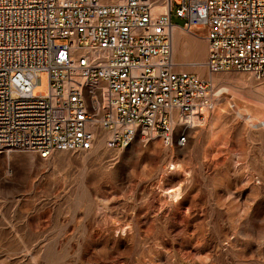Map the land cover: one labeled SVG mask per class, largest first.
Returning <instances> with one entry per match:
<instances>
[{
    "label": "rangeland",
    "instance_id": "374dc122",
    "mask_svg": "<svg viewBox=\"0 0 264 264\" xmlns=\"http://www.w3.org/2000/svg\"><path fill=\"white\" fill-rule=\"evenodd\" d=\"M191 29L203 62L206 28ZM174 57L214 89H234L241 106L264 105V82L249 73L213 79L188 68L193 52ZM47 88L42 72L34 92ZM216 101L181 148L136 137L115 150L107 132L88 151L0 152V264H264V132L237 116L235 101ZM168 187L181 197L168 198Z\"/></svg>",
    "mask_w": 264,
    "mask_h": 264
},
{
    "label": "built area",
    "instance_id": "2783aa9c",
    "mask_svg": "<svg viewBox=\"0 0 264 264\" xmlns=\"http://www.w3.org/2000/svg\"><path fill=\"white\" fill-rule=\"evenodd\" d=\"M157 1L0 0V152L88 151L110 131L115 150L136 137L186 146L215 89L179 68L174 27L206 28L211 73L264 82V0H167L155 15Z\"/></svg>",
    "mask_w": 264,
    "mask_h": 264
},
{
    "label": "bare ground",
    "instance_id": "6f19581e",
    "mask_svg": "<svg viewBox=\"0 0 264 264\" xmlns=\"http://www.w3.org/2000/svg\"><path fill=\"white\" fill-rule=\"evenodd\" d=\"M158 3H164L163 6H164V9L163 11H160L159 9H155V6H158L156 4ZM153 12L155 13V15H161V14H166L168 12V3H167V0H158L154 6H153ZM176 27H174L175 29ZM179 28V27H178ZM182 29V28H180ZM183 31L185 32H189V30H186V29H182ZM186 42H182L181 40V37L178 41V43L176 44L174 42V30H173V52L177 51L181 45L185 44ZM206 60V59H205ZM192 62L190 63L191 65L195 66H199L198 64H200V66H203L205 67V69L207 70L208 72V76L210 78H213L214 79V76H213V73H211L207 67L204 65V62ZM178 62V61H177ZM182 64V63H180ZM185 64H188V63H185ZM234 90V89H233ZM232 88H227V87H219V88H216L214 90V98H213V101H212V105L209 107V108H212V106L214 105L215 102H217V98H219L220 96H222V98L225 100V102L231 104L233 101L234 104H236L237 106V116L239 117H242V118H245V119H250V118H256L257 119V122H256V125L259 128H261L262 132H264V105H259V104H252V105H246V106H241L240 105V102H238L239 100H237V98L235 97V94L233 92ZM224 93V94H223ZM228 95L231 96V98H228ZM237 102V103H236ZM264 104V103H263ZM204 112L207 113L208 112V109H204ZM113 136L112 132L110 131V138ZM109 138V139H110ZM108 139V140H109ZM153 139H158L157 137H153L151 140ZM177 164H173V163H170L168 165V168L170 170H174V169H177ZM164 193L167 195L168 198L172 199V200H177L181 197V191L178 187H168L164 190Z\"/></svg>",
    "mask_w": 264,
    "mask_h": 264
},
{
    "label": "crops",
    "instance_id": "0c3cea01",
    "mask_svg": "<svg viewBox=\"0 0 264 264\" xmlns=\"http://www.w3.org/2000/svg\"><path fill=\"white\" fill-rule=\"evenodd\" d=\"M194 33L195 32H193V31H189V32H186V35H184V34H182L180 28L176 27L174 29V42L177 44L176 39L183 37L185 42L188 44V47H187L188 50L186 52L183 53V52L175 51L174 54L176 55V57H178V54H182V56L188 57V54L193 52L194 58H196L194 62H197V61L202 62V59L205 56V50L203 48V44L201 43V40L200 39H197V40L194 39V36H195ZM187 62H191V61H187ZM194 67L195 66H190L188 68L192 69Z\"/></svg>",
    "mask_w": 264,
    "mask_h": 264
}]
</instances>
